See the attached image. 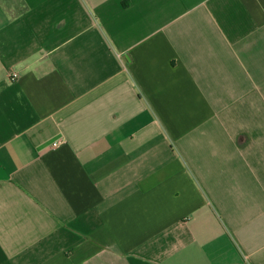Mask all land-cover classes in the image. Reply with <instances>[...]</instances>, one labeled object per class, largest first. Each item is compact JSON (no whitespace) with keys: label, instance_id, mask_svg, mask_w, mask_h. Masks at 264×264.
<instances>
[{"label":"crops","instance_id":"1","mask_svg":"<svg viewBox=\"0 0 264 264\" xmlns=\"http://www.w3.org/2000/svg\"><path fill=\"white\" fill-rule=\"evenodd\" d=\"M0 264H264V0H0Z\"/></svg>","mask_w":264,"mask_h":264}]
</instances>
